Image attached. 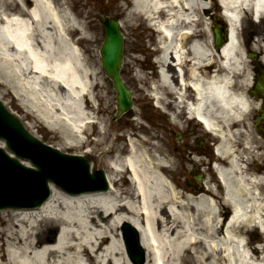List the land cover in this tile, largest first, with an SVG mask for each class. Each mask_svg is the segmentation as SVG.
<instances>
[{"label":"bare ground","instance_id":"obj_1","mask_svg":"<svg viewBox=\"0 0 264 264\" xmlns=\"http://www.w3.org/2000/svg\"><path fill=\"white\" fill-rule=\"evenodd\" d=\"M130 2L131 19L143 16L167 34L165 43L157 31L163 45L156 57L158 79L150 86L157 104L169 107L174 123L186 104L217 136L211 167L221 183L214 182L209 168L203 183L182 187L172 178L178 166L170 151L136 132L125 146L105 148L110 128L95 124L90 112L95 73L80 45L83 36L74 37L78 30L85 34L81 25L63 2L0 0V82L57 131L49 140L60 150L90 146L100 160L111 153L105 159L107 190L71 193L51 185L41 205L6 209L0 217V264H133L122 256L124 223L140 234L143 264H264V243L256 246L246 237L256 227L264 233V174L258 162L253 168L246 164L247 156L258 158L263 144L246 123L259 100L249 91L261 96L258 84L264 81L250 79L256 75L251 66L252 73L241 72L251 59L241 49L236 25L252 6L264 20V0H221L230 21L221 50L214 49L210 34L197 29L202 0ZM259 33L253 49L264 53V29ZM238 53L242 59H236ZM215 54L232 58L218 66ZM136 129L149 130L142 124ZM90 132L97 138L90 139ZM184 132L183 127L178 135ZM55 170L68 174L71 168L59 164Z\"/></svg>","mask_w":264,"mask_h":264},{"label":"rangeland","instance_id":"obj_2","mask_svg":"<svg viewBox=\"0 0 264 264\" xmlns=\"http://www.w3.org/2000/svg\"><path fill=\"white\" fill-rule=\"evenodd\" d=\"M57 2H63L64 5L67 6L74 20L81 25L85 32L83 35L78 30L74 34V37L77 39L83 36L80 39V45L89 63V67L95 73L94 78H92L93 83L91 86V93L94 96L92 105L93 110L90 112L92 113L93 119L98 120L99 124H103L106 128H110L106 135L107 139L102 142L105 148L111 143H114L115 146H125V137L128 138V135H132V133L135 132L138 137H149V140L157 143L163 151H170L172 161L178 166L172 171V178L175 181H178L182 187H191V183L198 184L195 176L202 173L203 176L201 175V179H204L209 172V170H207L209 169L208 158L206 155L200 154V150L197 146V140L200 141L199 137L204 138L206 134L200 130V128L192 126L195 125L196 122L194 120H189L185 115H183L179 123L169 122L168 119L163 121V116L166 115L165 110L167 109L169 111V107L166 108L163 105H161L160 108L156 107L152 103V99L149 95V90L152 89L150 86L158 79V72L155 69L156 57H154V54H157L156 30L153 29L149 21L143 16L135 20L129 17L130 0H54V3L57 4ZM201 3L202 7L198 12L202 15V21L198 24L197 29L199 31L203 30L208 36L207 22L211 24V20L213 16L216 15L219 4L217 0H214V2L211 0H202ZM115 17L120 19L121 29L124 34L123 60L120 74L126 86L131 89L133 96L132 108L118 118H115L117 107L115 104L114 88L110 79L101 68V57L99 52L101 43L104 39L102 22L105 18ZM263 27L264 20L262 18L259 22H255L252 19L251 11H244L239 18L237 26L238 37L242 48L253 50L251 43L254 47L260 35L259 30L264 29ZM243 41L247 44L243 45ZM238 54L240 55V53ZM259 55H261V53H256V58ZM239 58L242 59V56L240 55L237 59ZM247 63L244 62L241 67V72L244 71L246 75L247 72L250 71V69L248 71L249 66ZM0 101L18 116L28 130H33L32 133L34 137L39 138L46 144L58 148L56 144L49 140L50 136L57 131L48 128L37 116L26 110L20 103V100L1 82ZM257 111L258 110H251L247 115L250 121L247 125H249L248 129L250 133L255 136L256 139H259L263 143V146L256 150V152H259L257 159H253L250 155L247 156L246 164L250 168H253L255 166H253V164L256 161L259 162V164L262 165V172L264 174V128L262 123L251 121L256 117ZM138 124H142L144 128H148L149 130L144 129L142 132L139 130L137 131L136 127ZM183 127L185 128V132L182 135H178ZM155 132H158L160 137L158 136L156 139L155 137L152 138L151 136H153ZM88 136L92 140L97 138V134L94 132ZM116 137L119 139L114 141ZM205 138L201 141L208 147L209 140L206 138V141ZM0 145H3L1 140ZM202 148L204 147L202 146L201 149ZM86 149L90 151V146H85L78 150L69 148L59 150L68 153H73L75 151V153L78 152L86 155L92 171L94 169L105 168V159H107L111 153H105L101 161L97 152L88 153V151H85ZM6 151L8 153L10 152L7 149ZM18 160L24 165H30L29 161L26 162L21 158H18ZM65 175L68 177L63 179ZM58 179L63 184L72 186L76 185L77 183H75V181L78 180L75 174L69 175L61 172H59ZM49 184H52V182ZM127 185L128 183L123 184L125 187ZM6 200L7 199L3 197V192L0 190V201ZM6 209L8 208L0 209V217L7 214V212H5ZM222 214L225 216V210L222 211ZM121 228L120 233L122 234ZM246 237L252 239L253 244L256 246H262L264 243V233L261 232L259 228L250 230ZM122 256L126 258L127 261L133 263L128 257L125 248Z\"/></svg>","mask_w":264,"mask_h":264},{"label":"water","instance_id":"obj_3","mask_svg":"<svg viewBox=\"0 0 264 264\" xmlns=\"http://www.w3.org/2000/svg\"><path fill=\"white\" fill-rule=\"evenodd\" d=\"M104 27L106 35L101 48L103 55L102 65L106 73L114 81L118 109L119 112H122L131 104L129 92L118 75L122 35L118 30V24L111 19L104 21ZM214 34L215 46L218 47L223 41L219 36L218 29L215 28ZM0 138L5 140L9 150L18 156L29 158L37 167V169H33L21 165L17 159L11 157L0 147V190L3 192V197L7 199L6 201H0V207L36 206L41 204L49 194L48 180H52L65 188H71L58 179L55 170L56 166H59L56 163L58 160L64 159L69 162L71 158L34 139L24 129L20 121L6 110L1 101ZM78 165L80 166L77 167V174L85 177L86 181H90L89 183H93L87 188L95 189L102 186L98 173L91 176L84 161ZM13 169L15 170L12 172ZM83 189L86 188L80 187L75 190L80 191ZM129 253L135 262L138 264L142 263L141 257L134 256L131 252Z\"/></svg>","mask_w":264,"mask_h":264}]
</instances>
